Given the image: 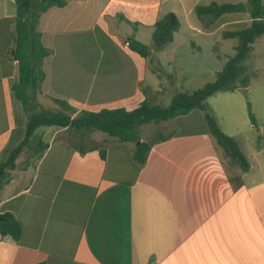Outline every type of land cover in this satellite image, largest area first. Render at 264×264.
<instances>
[{"label":"crops","instance_id":"obj_1","mask_svg":"<svg viewBox=\"0 0 264 264\" xmlns=\"http://www.w3.org/2000/svg\"><path fill=\"white\" fill-rule=\"evenodd\" d=\"M212 2L247 0H66L65 7L50 8L38 29L53 53L44 60L42 94L31 101L32 110L41 111L46 99L58 111L50 97L78 112L133 110L146 96L159 104L161 85L150 80L144 88L148 60L128 47L130 37L140 40L133 29L152 36L159 19L176 14L180 29L161 53L181 33L222 37L234 30L228 27L250 25L244 11L206 28L195 8ZM15 15V1L0 0V159L22 142L28 122L13 92L15 27L4 21ZM262 37L252 51L258 41L264 51ZM173 58L169 68L195 65L194 59ZM176 79L172 73L170 84ZM168 121L143 137L149 123L139 128L141 142L168 137L154 143L141 168L135 143L97 131L39 128L17 159L12 180L0 189V214L12 213L23 228L19 242L0 235V264H264V150L247 153L238 133L218 120L250 163L243 172L209 134L202 111ZM85 187L98 189L90 211Z\"/></svg>","mask_w":264,"mask_h":264},{"label":"trees","instance_id":"obj_2","mask_svg":"<svg viewBox=\"0 0 264 264\" xmlns=\"http://www.w3.org/2000/svg\"><path fill=\"white\" fill-rule=\"evenodd\" d=\"M16 15L5 22L13 23L15 27L13 59L18 63V77L13 85V92L28 116L25 137L5 159H0V189L7 185L16 168V161L41 127L74 128L87 132H102L119 142L136 144L134 158L141 168L147 160V155L157 141H164L168 137L158 134L153 142H141L139 128L148 123H161L171 119L186 116L195 110L204 113L209 134L216 139L217 144L224 150L227 158L236 164L243 172H248L250 163L241 145L234 137L228 135L221 128L217 118L210 110L207 99L218 92H234L237 88H247L248 79L242 77L243 63L249 57L253 44L264 36V4L263 0H247V3L199 5L195 8V15L206 27L214 26L225 14L249 12L252 21L249 26L238 30L225 31L223 39H236L235 54L225 64L223 70L216 76L214 82L207 83L193 92H181L173 96L168 105L155 104L146 96L145 100L135 109L124 108L103 109L99 112L80 111L70 106L66 101L50 99L59 107L58 111H32L31 101H36L42 94L45 80L43 68L44 60L52 55L53 50L43 45L41 33L38 29L39 19L52 7L63 8L66 0H14ZM180 20L173 12L165 14L153 26L152 46H148L136 38L130 37L128 47L144 59H149L153 52L164 50L174 41L175 33L180 29ZM248 117L251 125L256 129L258 122L250 102L247 103ZM261 140V136L259 137ZM103 160L106 151L98 149ZM42 156V153L39 157ZM235 184V182H233ZM72 185V184H71ZM81 187V186H79ZM91 194L88 211L98 192L96 188L85 187ZM0 235L11 237L19 242L23 233L21 223L9 212L1 214Z\"/></svg>","mask_w":264,"mask_h":264},{"label":"rangeland","instance_id":"obj_3","mask_svg":"<svg viewBox=\"0 0 264 264\" xmlns=\"http://www.w3.org/2000/svg\"><path fill=\"white\" fill-rule=\"evenodd\" d=\"M244 27L246 26L228 27L226 30H238ZM135 31L133 29V34L138 35L139 41L152 46V36L148 29L139 28L138 34ZM262 38L260 40L263 41L264 36ZM175 39L176 41L164 52H153L147 62L144 88L151 86L150 80L160 84L164 92L157 103L162 105H168L177 93L193 92L207 83L214 82L217 74L223 70L227 61L234 56V48L237 45L236 39H222L220 33H215L210 37L187 36L181 33ZM260 42L258 41L257 45H254V50L242 64L244 70L241 76L248 79L247 88H237L234 92H218L207 99L211 113L218 118L226 131L238 133V139L245 142V150L249 154L251 151H257L259 147L264 150V138L261 139L262 141L259 140L261 134L264 136V51L259 49ZM172 57H174L172 61L176 63H182L183 60L190 62L194 59L195 65L190 64L183 69L169 68L166 63ZM172 73H176L175 84H170L169 79ZM248 102H250L257 117L258 128L256 129L251 127L249 121L247 114ZM41 105V111H53L55 108V105L46 99L42 100ZM171 122L161 123L160 126H167ZM156 124L149 123L146 127H143L140 131L141 136L143 137L151 132L157 126ZM183 128L184 126H178L177 130H183ZM96 135L112 138L100 132H96ZM95 142L99 144L101 140L97 137Z\"/></svg>","mask_w":264,"mask_h":264},{"label":"water","instance_id":"obj_4","mask_svg":"<svg viewBox=\"0 0 264 264\" xmlns=\"http://www.w3.org/2000/svg\"><path fill=\"white\" fill-rule=\"evenodd\" d=\"M2 219H3V218H2V216H1V214H0V221H2Z\"/></svg>","mask_w":264,"mask_h":264}]
</instances>
